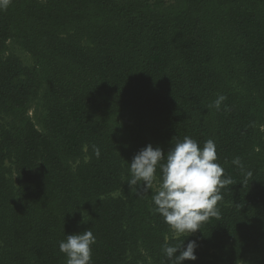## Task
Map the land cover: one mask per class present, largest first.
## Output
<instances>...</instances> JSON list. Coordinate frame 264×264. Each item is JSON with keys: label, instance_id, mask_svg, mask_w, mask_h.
<instances>
[{"label": "trees", "instance_id": "obj_1", "mask_svg": "<svg viewBox=\"0 0 264 264\" xmlns=\"http://www.w3.org/2000/svg\"><path fill=\"white\" fill-rule=\"evenodd\" d=\"M185 136L232 183L173 238L128 164ZM88 229L91 264H168L189 240L182 264H264V0H0V264H66Z\"/></svg>", "mask_w": 264, "mask_h": 264}, {"label": "clouds", "instance_id": "obj_2", "mask_svg": "<svg viewBox=\"0 0 264 264\" xmlns=\"http://www.w3.org/2000/svg\"><path fill=\"white\" fill-rule=\"evenodd\" d=\"M224 99V96H218L212 106L219 109ZM96 154L99 156V149ZM216 161V146L211 139L201 148L196 140L185 136L166 155L160 147L154 148L149 144L128 164L131 179L127 182L132 188L143 184V191L138 192V196L151 190L153 210L162 215L173 238L188 236L200 230L202 223L210 217L220 216L218 202L223 200L221 190L232 181L224 177V169ZM232 163L239 166V158ZM158 165L162 173L159 180L156 178ZM95 243L96 238L88 229L66 235V239L59 243V250L66 256V264H91L92 245ZM197 247L195 240H189L186 247L183 243L174 246L166 242L162 251L168 264H182L185 260L197 259Z\"/></svg>", "mask_w": 264, "mask_h": 264}, {"label": "rangeland", "instance_id": "obj_3", "mask_svg": "<svg viewBox=\"0 0 264 264\" xmlns=\"http://www.w3.org/2000/svg\"><path fill=\"white\" fill-rule=\"evenodd\" d=\"M172 3H173V0H165L166 6H168ZM9 46H10L9 52H12L14 55H16L25 66H31L32 65V63H33L32 59L21 48L15 46V45H12L11 43L9 44ZM36 109H37V104L35 102L32 105L31 109L29 110V115L33 120H35V113H36L35 110Z\"/></svg>", "mask_w": 264, "mask_h": 264}]
</instances>
